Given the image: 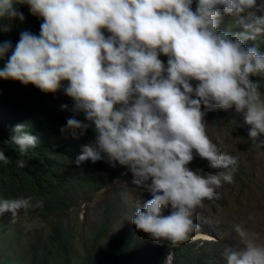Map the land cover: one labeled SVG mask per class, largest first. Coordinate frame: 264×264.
I'll return each mask as SVG.
<instances>
[{
	"label": "clouds",
	"instance_id": "obj_1",
	"mask_svg": "<svg viewBox=\"0 0 264 264\" xmlns=\"http://www.w3.org/2000/svg\"><path fill=\"white\" fill-rule=\"evenodd\" d=\"M19 4L42 22L38 34L21 32L15 46L0 43V80L62 92L71 105L61 110L72 115L61 133L94 134L76 163L125 169L131 185L151 196L135 208V229L169 248L188 241L199 228L196 210L233 182L237 165L207 135V113L234 109L250 126L248 138L264 147V95L253 79L264 75V52L247 46L264 36V15L250 11L256 0H0V31L24 20ZM225 15L239 31L220 29ZM81 113L84 122L76 118ZM9 144L22 157L39 139L19 123L3 142ZM194 155L219 171L190 168ZM0 162L11 163L3 150ZM43 204L0 198V215ZM235 231L243 246L224 249L226 264H264L259 234L240 225ZM173 258L169 251L163 264Z\"/></svg>",
	"mask_w": 264,
	"mask_h": 264
},
{
	"label": "rangeland",
	"instance_id": "obj_2",
	"mask_svg": "<svg viewBox=\"0 0 264 264\" xmlns=\"http://www.w3.org/2000/svg\"><path fill=\"white\" fill-rule=\"evenodd\" d=\"M261 4L264 0H256V6L250 11L256 16L264 15ZM220 26L224 30H240L235 19L226 15ZM251 43L264 44V36ZM221 111L230 117V122L220 118L211 123L206 116V132L222 152L236 158L237 165L233 182L216 189V198L205 200L196 210L195 223L199 228L191 234L189 243L197 241L194 245L197 256L208 257L203 264H226L224 249L243 246L235 231L237 225L249 233H258L260 242H264V147H257L248 138L250 126L245 124L242 114L234 109ZM194 159L200 158L194 155ZM102 166L99 174L89 173L94 185L75 198L73 206L66 212L44 217L29 209L20 211L16 217L9 213L0 215L3 259L9 258L14 264H28L31 243L40 248L46 246L47 250L51 247L53 225H59L65 232L74 257L80 255L92 236L104 229L108 230L109 237L120 233L135 235L138 248L154 244L130 223L137 204L142 206L151 196L131 185L130 174L122 175L125 169L111 167L104 161ZM142 255L135 264L161 262L158 257L144 255V252Z\"/></svg>",
	"mask_w": 264,
	"mask_h": 264
},
{
	"label": "trees",
	"instance_id": "obj_3",
	"mask_svg": "<svg viewBox=\"0 0 264 264\" xmlns=\"http://www.w3.org/2000/svg\"><path fill=\"white\" fill-rule=\"evenodd\" d=\"M24 15L22 22L13 20L8 31H0V43L10 41L13 46L23 31L39 33L40 18L31 15L26 5H14ZM194 7V6H193ZM221 30H224L220 26ZM239 31V30H238ZM264 52V44H257ZM247 46H252L248 42ZM166 62V57H160ZM3 62L0 61V67ZM259 81L260 91L264 95V75L253 77ZM62 104L71 105V101L62 92L44 94L31 85L23 86L18 82L0 80V150L11 163L0 162V198L32 197L43 200L42 208L30 209L44 217L54 216L68 211L73 206V200L80 194L89 191L94 182L89 173L99 174L102 171V161L92 163L84 161L76 163V157L81 147L94 139L89 129L84 136L73 139L68 134H62L61 128L72 115L68 110H61ZM211 123L216 120L230 122V117L221 110L207 113ZM77 119L84 122L83 114ZM225 119V120H224ZM24 123L31 134L39 139L34 149H29L21 157L14 145H3L11 135L13 126ZM23 159L25 166H16V160ZM192 169H201L205 173H214L206 161L193 159L189 165ZM23 211V210H21ZM2 224H0V264H14L9 258L3 259ZM197 241L189 240L183 244L169 248L167 243H157L148 247H136L135 235L120 233L108 236V230H100L91 237L78 257H74L68 238L59 225L51 229V247L40 248L30 244L28 264H135L144 255L158 257L162 264L168 250H172V264H203L208 260L197 256L194 245Z\"/></svg>",
	"mask_w": 264,
	"mask_h": 264
}]
</instances>
